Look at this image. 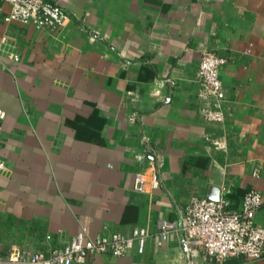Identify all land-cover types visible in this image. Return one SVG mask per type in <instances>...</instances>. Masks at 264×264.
I'll return each mask as SVG.
<instances>
[{"label": "crops", "instance_id": "0c3cea01", "mask_svg": "<svg viewBox=\"0 0 264 264\" xmlns=\"http://www.w3.org/2000/svg\"><path fill=\"white\" fill-rule=\"evenodd\" d=\"M49 1L64 28L6 23L0 0L1 256H50L79 233L156 234L224 190L235 206L251 190L264 199V0ZM206 52L226 60L223 123L196 83ZM137 175L160 187L135 191ZM78 264L213 263L173 236Z\"/></svg>", "mask_w": 264, "mask_h": 264}, {"label": "built area", "instance_id": "2783aa9c", "mask_svg": "<svg viewBox=\"0 0 264 264\" xmlns=\"http://www.w3.org/2000/svg\"><path fill=\"white\" fill-rule=\"evenodd\" d=\"M10 12L4 16L6 23L19 22L38 29L58 30L69 22L68 13L49 0H2ZM0 11L2 8L0 7ZM15 60H18L16 57ZM226 60L213 52L202 57L196 74L202 97L210 100L206 118L212 123L225 121L224 104L226 90L220 78V70ZM7 113L0 108V170L3 168V124ZM260 170L255 169L254 177ZM158 189L157 176L148 181L137 175L134 190L145 193L146 188ZM229 191L218 200L195 201L178 221H163L156 234L146 228H135L130 235L115 233L111 236L90 238L79 233L63 248L46 256L42 251L14 248L6 256L0 255V264H78L90 256L121 258L136 249L142 254L148 240L159 247L177 236L190 257L203 255L213 264H228L235 258L248 263L264 260V228L257 223V215L263 206V195L258 190L247 192L241 203L235 206L228 198Z\"/></svg>", "mask_w": 264, "mask_h": 264}]
</instances>
